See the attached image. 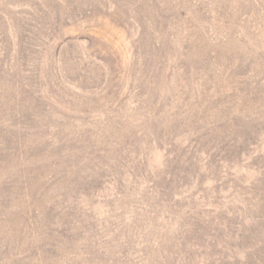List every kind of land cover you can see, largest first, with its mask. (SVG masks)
I'll list each match as a JSON object with an SVG mask.
<instances>
[{
  "label": "rangeland",
  "instance_id": "374dc122",
  "mask_svg": "<svg viewBox=\"0 0 264 264\" xmlns=\"http://www.w3.org/2000/svg\"><path fill=\"white\" fill-rule=\"evenodd\" d=\"M0 264H264V0H0Z\"/></svg>",
  "mask_w": 264,
  "mask_h": 264
}]
</instances>
